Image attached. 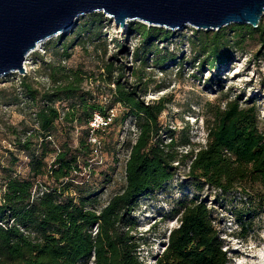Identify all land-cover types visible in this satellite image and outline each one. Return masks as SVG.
I'll list each match as a JSON object with an SVG mask.
<instances>
[{"label":"trees","instance_id":"obj_1","mask_svg":"<svg viewBox=\"0 0 264 264\" xmlns=\"http://www.w3.org/2000/svg\"><path fill=\"white\" fill-rule=\"evenodd\" d=\"M88 16L72 35L92 36L107 21L101 12ZM127 26L128 33L140 38V47L131 53L139 64L131 80L121 63L104 62L96 73L68 67L72 43L67 34H60L53 45L57 59H39L45 84L34 85L23 75L17 87H0V106L19 104L22 98L31 109V122L23 119L0 131L7 141L0 152V264H144L135 207L141 197L172 180L179 165L187 166V177L198 192L204 186L225 194L259 185L264 209V133L255 105H241L237 98L213 107L203 146L193 145L183 129L164 131L160 116L166 102L145 100L147 82L139 69L146 66L149 53L161 56L159 63L166 62L157 44L167 43L172 32L137 21ZM231 28L191 30L188 42L197 66L213 69L228 58L229 50L239 49L253 35L264 48L260 22L255 28ZM255 55L262 56L261 51ZM117 105L119 112L111 116ZM95 113L106 124L93 129ZM126 120L132 122L135 136L126 142L123 185L102 203L99 185L112 180L114 168L100 172L103 179L96 183L81 175L92 169L88 161L102 150L100 141L97 146L90 137L104 138L108 129ZM20 153L27 157L24 177L15 169ZM174 213L178 226L169 231L154 264L229 263L205 201L196 196L183 199Z\"/></svg>","mask_w":264,"mask_h":264},{"label":"rangeland","instance_id":"obj_2","mask_svg":"<svg viewBox=\"0 0 264 264\" xmlns=\"http://www.w3.org/2000/svg\"><path fill=\"white\" fill-rule=\"evenodd\" d=\"M103 16L107 21L103 22L92 36L82 32L80 35H72L77 25L89 21L88 14L75 21L70 29L71 33H67V39L72 44L71 57L65 65L79 66L88 72L96 73L104 62H112L115 65L121 63L128 68L125 72L131 80L133 67L134 70L139 67V64L131 59V53L140 47V38L134 32H127L129 26L117 29L118 26L113 24L107 14ZM259 22L264 27V14ZM232 25L234 24L225 26L227 32L232 29ZM192 29L194 28L186 26L170 30V40L157 44V49L162 57H166V62L159 63L161 56L149 53L146 66L139 69L147 82L145 100L164 98L166 102V108L160 116L164 131L175 129L179 132L183 129L184 135L188 136L193 145L203 146L206 140L205 128L210 122V110L238 98L241 105H255L259 127L264 133V48H260L257 36L246 38L239 49L229 50L228 58L213 69L207 66L201 69L197 66V58L195 59L188 42L192 37ZM58 40L59 35L46 40L27 56L24 76L34 85L46 83L39 59H57L53 45ZM121 48L125 51L119 52ZM258 50L262 56L256 57ZM21 76L23 75L11 73L0 77V87H17ZM29 107L30 104L25 103L22 98L19 104L1 105L0 131L4 130L5 125H17L23 119L31 122ZM119 110V106H115L113 115ZM108 131L104 138L98 139L102 150H98L88 161L92 169L86 168L81 174L85 179L96 183L103 179L100 172L114 168L112 180L99 185L102 203L123 185L124 163L128 152L126 142L133 140L135 136L130 120H126L120 127L112 126ZM77 135V131L72 134L73 146L77 145ZM5 145L7 141L0 133V152ZM26 163L27 157L20 153L15 169L22 177L26 176L28 171ZM187 171V166L179 165L172 180L160 190L141 197L137 202L133 215L138 223L136 233L143 238L140 257L144 264H154L156 256L167 243L169 231L178 226L177 215L174 213L177 202L192 196L205 201L211 210L214 224L223 241V249L228 253V264H264V209L258 200L261 187L255 184L242 191L214 194V191L204 186L202 191L198 192L187 177Z\"/></svg>","mask_w":264,"mask_h":264},{"label":"water","instance_id":"obj_3","mask_svg":"<svg viewBox=\"0 0 264 264\" xmlns=\"http://www.w3.org/2000/svg\"><path fill=\"white\" fill-rule=\"evenodd\" d=\"M99 12L117 29L138 21L215 31L230 24L257 27L264 0H0V77L24 75L27 56L40 44L67 34L80 16Z\"/></svg>","mask_w":264,"mask_h":264},{"label":"built area","instance_id":"obj_4","mask_svg":"<svg viewBox=\"0 0 264 264\" xmlns=\"http://www.w3.org/2000/svg\"><path fill=\"white\" fill-rule=\"evenodd\" d=\"M111 116H113V113L111 112ZM108 120H109V118H108ZM106 124V122H104V118L102 117V116H100L98 113H95L94 115H93V118H92V120H91V122H90V126L93 128V129H96V128H98L99 126H101V125H105ZM90 141L92 142V143H94L95 145H99V141H98V139H96L95 137H90Z\"/></svg>","mask_w":264,"mask_h":264},{"label":"bare ground","instance_id":"obj_5","mask_svg":"<svg viewBox=\"0 0 264 264\" xmlns=\"http://www.w3.org/2000/svg\"><path fill=\"white\" fill-rule=\"evenodd\" d=\"M24 67L26 68L25 63H24Z\"/></svg>","mask_w":264,"mask_h":264}]
</instances>
